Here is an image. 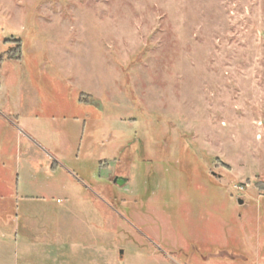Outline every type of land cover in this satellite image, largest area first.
Instances as JSON below:
<instances>
[{"label": "rangeland", "instance_id": "obj_1", "mask_svg": "<svg viewBox=\"0 0 264 264\" xmlns=\"http://www.w3.org/2000/svg\"><path fill=\"white\" fill-rule=\"evenodd\" d=\"M0 169L93 264H264V0H0Z\"/></svg>", "mask_w": 264, "mask_h": 264}, {"label": "crops", "instance_id": "obj_2", "mask_svg": "<svg viewBox=\"0 0 264 264\" xmlns=\"http://www.w3.org/2000/svg\"><path fill=\"white\" fill-rule=\"evenodd\" d=\"M10 121L18 127L17 121ZM18 128L31 137L25 130ZM47 153L54 158L52 153ZM49 168L51 170L52 165ZM0 172L3 173L1 169ZM16 178L18 183V174ZM15 187L6 179H0V264H93L85 239L93 226L75 224L72 220L60 221V225L58 222L49 224L32 221L30 210L24 208L17 199L28 196L19 195L18 184ZM255 191L252 194L256 200L264 199V190ZM239 201L243 203V199L239 198ZM244 214L261 228L259 236L264 240V207L246 209ZM234 252L251 254L249 249H234Z\"/></svg>", "mask_w": 264, "mask_h": 264}, {"label": "flooded vegetation", "instance_id": "obj_3", "mask_svg": "<svg viewBox=\"0 0 264 264\" xmlns=\"http://www.w3.org/2000/svg\"><path fill=\"white\" fill-rule=\"evenodd\" d=\"M112 182L118 186H121L127 183V179L122 176H115Z\"/></svg>", "mask_w": 264, "mask_h": 264}, {"label": "built area", "instance_id": "obj_4", "mask_svg": "<svg viewBox=\"0 0 264 264\" xmlns=\"http://www.w3.org/2000/svg\"><path fill=\"white\" fill-rule=\"evenodd\" d=\"M237 189H241V187L237 188Z\"/></svg>", "mask_w": 264, "mask_h": 264}, {"label": "water", "instance_id": "obj_5", "mask_svg": "<svg viewBox=\"0 0 264 264\" xmlns=\"http://www.w3.org/2000/svg\"><path fill=\"white\" fill-rule=\"evenodd\" d=\"M239 203H241V201H239Z\"/></svg>", "mask_w": 264, "mask_h": 264}]
</instances>
